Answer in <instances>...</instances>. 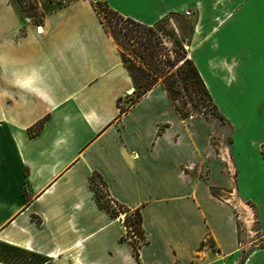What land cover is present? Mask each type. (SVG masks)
I'll return each instance as SVG.
<instances>
[{
    "label": "crops",
    "instance_id": "crops-1",
    "mask_svg": "<svg viewBox=\"0 0 264 264\" xmlns=\"http://www.w3.org/2000/svg\"><path fill=\"white\" fill-rule=\"evenodd\" d=\"M96 2L145 25L195 16L187 56L229 129L218 155L160 83L119 112L133 88ZM263 142L264 0H68L37 22L0 0V242L46 264H264L236 229V209L252 210L264 237ZM93 173L138 209L137 258Z\"/></svg>",
    "mask_w": 264,
    "mask_h": 264
},
{
    "label": "trees",
    "instance_id": "trees-1",
    "mask_svg": "<svg viewBox=\"0 0 264 264\" xmlns=\"http://www.w3.org/2000/svg\"><path fill=\"white\" fill-rule=\"evenodd\" d=\"M100 5H102L110 15L109 18L111 19L108 20V25H105L101 19ZM93 6L104 30L112 38L116 46L121 63L130 78L133 88L131 95L125 98L128 100L126 105L122 106L118 101L119 112H123L151 86L160 83L166 91L174 110L180 117H185L192 112V110L182 111L180 107L175 104V96L181 90L186 91L185 94L188 96V99L192 100L193 106L200 104L198 101L201 96L207 98L215 110L216 117L222 121L196 68L188 58L187 52L184 50V46H188L189 44L193 30L195 21V16L193 14L168 13L153 24L145 25L129 17L121 16L104 3L96 2ZM42 15L43 14H41V16ZM170 17H173L176 21L174 25L175 31L173 29H165L168 25V18ZM110 24H112L111 26L113 27L112 31L107 29V26H110ZM184 28H187L186 35H183L182 32ZM115 33H120L122 39L126 40L130 47L124 48ZM165 37H171V42L175 47V50H173L175 55L172 60H169L167 54L162 51L165 48L163 46V38ZM180 59L181 62L175 66L174 62ZM41 125V121L37 122L28 128V132L30 134L38 132ZM260 153L264 160V142L260 145ZM93 177L98 178L100 185L103 187L104 182L95 173L89 178V186L95 204L105 209L110 216H117L118 213H123L122 223L126 229L124 238L128 240L133 255L137 258V247L139 242H143V230L140 225V214L138 209L135 208L130 210L115 202L108 196L105 187L104 195L98 194L92 186ZM261 239L264 241V237ZM205 242L206 240L202 242V245ZM259 246H264V244ZM21 254L25 257L32 258V260L23 262L22 264H46V259L36 253L0 242V261L10 264H19L14 263L12 260L15 259L17 255Z\"/></svg>",
    "mask_w": 264,
    "mask_h": 264
},
{
    "label": "rangeland",
    "instance_id": "rangeland-1",
    "mask_svg": "<svg viewBox=\"0 0 264 264\" xmlns=\"http://www.w3.org/2000/svg\"><path fill=\"white\" fill-rule=\"evenodd\" d=\"M10 5L14 8L16 13L22 18H28L29 20L36 22L40 19L41 14H44L55 7L59 6L62 3L67 2L68 0H7ZM100 16L105 25L109 24L111 18H109V14L106 12V9L100 5ZM176 21L173 17L168 18V25L165 28L166 30L173 29L175 31ZM107 26L109 31L113 30V27ZM183 35L187 34V28L182 29ZM115 35L119 38V41L123 44L124 48H129L130 45L126 40L122 39V35L120 33H115ZM171 37L163 38V46L165 47L162 51L167 54L169 60H172L175 53L174 45L171 42ZM113 41V40H112ZM188 46H184V50L187 52ZM181 62V59L175 61V66ZM186 91H179L176 94L174 102L177 104L182 111H189L191 114L200 115L210 126L211 128V136H210V144L212 146L213 151L216 155H218V147L219 145L228 144L229 139V129L228 127L222 123L216 117L215 110L211 106L210 102L204 96H201L200 104L193 106L192 100L188 99V96L185 94ZM192 95V94H191ZM128 102L127 99H124L122 106L126 105ZM189 113V114H190ZM196 175L199 178L204 177V172L199 170L196 172ZM92 186L98 194L104 195V187L100 185V181L98 178H92ZM221 195V193H218ZM236 227H237V241L242 253L254 246L263 245L264 241L259 237L257 233V225H256V215L254 211H245L236 209ZM32 260V258L25 257L24 255H17L15 259L12 261L14 263L22 264L23 262H28Z\"/></svg>",
    "mask_w": 264,
    "mask_h": 264
},
{
    "label": "built area",
    "instance_id": "built-area-1",
    "mask_svg": "<svg viewBox=\"0 0 264 264\" xmlns=\"http://www.w3.org/2000/svg\"><path fill=\"white\" fill-rule=\"evenodd\" d=\"M82 1H86V0H82ZM190 168H191L190 164H187V165L185 166V169H190Z\"/></svg>",
    "mask_w": 264,
    "mask_h": 264
}]
</instances>
